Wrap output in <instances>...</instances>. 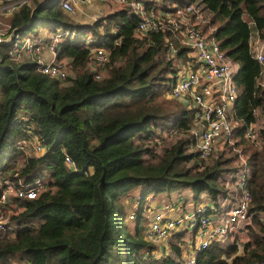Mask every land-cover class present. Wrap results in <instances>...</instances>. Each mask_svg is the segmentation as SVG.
Returning <instances> with one entry per match:
<instances>
[{
	"label": "trees",
	"instance_id": "1",
	"mask_svg": "<svg viewBox=\"0 0 264 264\" xmlns=\"http://www.w3.org/2000/svg\"><path fill=\"white\" fill-rule=\"evenodd\" d=\"M142 1L147 7H167L186 0ZM202 1L210 10L208 16L203 13L205 27L211 25L220 47L238 63V93L232 111L234 141L200 168L194 167L196 150L188 149L189 133L169 140L160 155L141 141L171 116L186 132L192 125V110L163 93L178 59L188 54L174 32L136 34L138 15L127 6L99 12L87 22L75 19L58 0H26L3 15L8 29L20 33L42 24L68 28L58 47L71 57L74 73L67 79L51 76L33 58H10V44L1 43L0 177L26 182L46 172L49 179L36 196L19 199L24 208L10 215L15 236L0 238V264H181L183 232H173L169 252L155 254L158 244L145 236L149 212L143 213V201L150 192L170 196L188 187L195 200L204 191L207 206L219 205L236 188L233 179H221L238 165L236 148L250 168L249 238L240 253L233 243L212 240L198 250L196 264H264V84L262 63L250 43L253 36L264 43V0ZM88 32L93 43L110 49L100 78L87 65ZM166 36L177 44L167 59ZM258 118L263 119L256 144L245 129ZM20 140H38L46 149L37 154ZM66 154L74 167L66 163ZM137 184L144 187L130 225L120 214L127 206L124 195Z\"/></svg>",
	"mask_w": 264,
	"mask_h": 264
},
{
	"label": "built area",
	"instance_id": "2",
	"mask_svg": "<svg viewBox=\"0 0 264 264\" xmlns=\"http://www.w3.org/2000/svg\"><path fill=\"white\" fill-rule=\"evenodd\" d=\"M24 1L26 0H0V14H11ZM92 1L95 0H58L65 11H74L76 7ZM97 1H102L99 7L102 12L106 11V3H114L119 7L127 6L136 13L138 15L136 34L169 29L188 47L187 58L178 59L177 65H181L170 74L163 93L168 97L184 100L185 106L192 110V125L189 132L175 122L164 124L148 138H143L145 139L143 144L150 145L154 151L155 145L189 133L191 141L188 149L196 150L197 163H194V167L200 168L209 163L223 150V144L232 143L230 138L235 124L232 111L238 93L234 74L238 63L228 57L220 47L218 40L211 33V25L205 27L206 18L202 9L195 6L193 0L171 2L167 7L155 5L147 7L142 0ZM1 25H4L5 29H0V54L1 43L7 41L10 44L7 49L8 56L14 60L30 56L39 63L41 71L60 79H67L74 73L71 57L60 54L58 47L60 39L70 31L69 29L53 30L45 44L47 55H42L41 36L28 34L19 42L20 32L9 30V22ZM94 38L92 33L84 38L89 48L87 65L93 76L100 78L106 72L110 49L103 44L93 43ZM119 41L117 38L116 42ZM250 43L254 56L262 63L260 82L264 84V43L259 36H253ZM163 46L166 59L175 55L177 44L172 39L166 36ZM257 121L250 122L245 129V136L254 139L256 144L259 143ZM20 145L27 150L31 147L37 154L46 149L38 140L32 142L20 140ZM236 149L239 151L238 165L234 170L237 174L230 177L236 184V194L230 199L222 198L229 201L227 205L221 201L217 206L199 203L192 209H187L173 201L147 204L149 214L145 236L148 239L159 242L176 231H182L183 235L184 231L190 232L186 237L187 251L185 255L182 253L181 264H196L198 250L212 240H217L223 245L235 244L236 253L243 251L244 243L249 238L248 224L252 219L248 209L251 200L248 183L250 168L241 148ZM64 159L69 166H75L69 155L66 154ZM48 176V173L42 172L26 182L22 179L16 181L9 176L0 177V238L15 236V224L10 220V215L24 208L19 201L20 198L36 196L47 187ZM132 215L130 213V216ZM183 235L180 239L181 247L185 243L182 240ZM155 250H159L160 253L163 247ZM227 258L230 259L231 256L228 255Z\"/></svg>",
	"mask_w": 264,
	"mask_h": 264
},
{
	"label": "rangeland",
	"instance_id": "3",
	"mask_svg": "<svg viewBox=\"0 0 264 264\" xmlns=\"http://www.w3.org/2000/svg\"><path fill=\"white\" fill-rule=\"evenodd\" d=\"M188 1H192V0H188ZM193 3L195 4V6H197L200 9H202V11L205 14V16L210 15L209 8L205 5V3L202 0H193ZM99 7H100V3H95L94 1H92L91 3L84 4L83 7H82V9H79V8L76 7L75 8V11H66V12H69L71 15H73L75 17V19H78V20H81V21L82 20H85V21L89 22V21H92V19H94L95 15H98V12L100 10ZM0 15H2V14H0ZM4 17L5 16H3V15L0 16V29H5V27H3L4 25H1L4 22H7V21L4 20L5 19ZM44 25H46L48 27V29H50V30L59 29V31H60L62 28H64V27H61V26H53V25H49V24H44ZM41 28H42L41 25H38V26L33 27V28L22 29L21 30V34H20V37H19V42H21V40L24 38V36H26L28 34H32V33H34L37 30L40 31ZM88 34H91V32L86 33L85 36L88 35ZM44 54L45 53L42 52V55H44ZM23 58H24V56H23ZM179 65H181V64H179ZM179 65H177V67ZM166 97H168V96H166ZM168 98H171V97H168ZM172 99L181 101L180 99H176V98H172ZM181 102L182 103L183 102L185 103L184 100H182ZM262 119L263 118H258V121L256 122L257 129L259 128ZM172 122H174V116H171L168 119L162 120L160 122V124H158V125L155 126V131L158 129V127L160 128V127H162V125L168 124V123H172ZM234 138L235 137L232 135V137L230 138L231 139L230 141L233 142L234 141ZM171 139L172 138H169L166 142L161 143V145H158V144L155 145L153 147L154 148V151L156 153H158V155H160L161 152H162V147L165 145V143L167 144L169 142V140H171ZM138 140H140V139L137 138V141ZM141 141H142V143H145V139H142ZM230 141H228V142H230ZM227 145H228V143L227 144H223V147L224 148H227ZM186 163L187 164H190V163H192V160H189ZM236 168H237V166H236ZM232 174L236 175L237 173H235V171H233L232 173L229 172V171L228 172H225L223 174V176L221 177V179L222 180H224L225 178L230 179V177L232 176ZM229 184H232V180L230 181ZM143 187L144 186L141 185V184L134 185L129 190V192L126 195H124V200H125V203L127 204V206L124 209V211L120 214V216L125 217V219L129 222L130 225H133L134 216H135L134 210H135V207L139 204V201H140L137 197L139 196V193L141 192V190H142ZM183 189H184L185 194H187V197H184V194H180L179 197H178L179 198L178 200L180 202L179 204L181 205V207H185L187 209H192L194 207L195 202H198L199 200H195V198L193 197V193L190 192L191 191L190 188L183 187ZM150 193L152 194L154 192H150ZM205 193L206 192H204V191L201 192L202 195H205ZM158 196H160V195H158ZM173 196H174V194L172 193L170 196H167L165 198H162L161 200L165 199L164 201L167 200V201H171L172 202L174 200L173 199ZM149 199H150V197H146L145 200L143 201V213H146V211H147L146 210L147 209V204H148L147 202H148ZM130 213L134 214V216L133 217H130ZM170 237H171V235H168L165 239L163 238L162 240H159V242H156L158 244V247L159 248L160 247L166 248L167 247V240H169ZM186 237H187L186 234H184L183 237H182V240L184 242L187 239ZM162 251H164V250H162Z\"/></svg>",
	"mask_w": 264,
	"mask_h": 264
},
{
	"label": "crops",
	"instance_id": "4",
	"mask_svg": "<svg viewBox=\"0 0 264 264\" xmlns=\"http://www.w3.org/2000/svg\"><path fill=\"white\" fill-rule=\"evenodd\" d=\"M95 3H102V1H97V0H95L94 1ZM84 5V4H83ZM83 5H80L79 7H77V8H79V9H82V7H83ZM82 6V7H81ZM116 7H119L118 5H116V4H114V3H106V11L105 12H109V11H111V10H113L114 8H116ZM75 11V10H74ZM99 12H102V11H100L99 10ZM99 12H98V14H99ZM104 12V13H105ZM96 16V15H95ZM82 21H85V20H82ZM41 30L40 31H35L34 33H32V34H34V35H39V36H41V39H42V52H44L46 55H47V50H46V47H45V44H46V42H47V40L49 39V37H50V34L52 33V31L53 30H50V29H48V27L46 26V25H44V24H42L41 25ZM27 57H30V56H27ZM31 58V57H30ZM32 59V58H31ZM232 186V185H231ZM186 189V188H185ZM188 190V189H187ZM235 190H236V188L235 189H233L232 190V192L231 191H228V193L226 194V196H224L226 199H230V198H232V197H234L235 196ZM190 191V190H189ZM174 194V196H173V202H176V203H180L179 202V195L180 194H184V197H187V194H185V192H184V189H182L181 191H179V192H175V193H173ZM158 195H160V196H158ZM146 197H150V199L148 200V202H153V203H158V204H161V203H163V202H165L164 200L165 199H163V200H161L162 198H165V197H167L164 193H162V192H160V193H156V194H154V193H149ZM201 199L199 200V202H197V203H195L194 204V206L195 205H197V204H199V203H206V202H208L207 200H208V196L205 194V195H202L201 194ZM184 199V198H183ZM226 199H220V201L221 202H223V204H225V205H227L228 204V200H226ZM160 200V201H159ZM167 201V200H166ZM185 201V200H184ZM147 202V203H148ZM182 202V201H181ZM210 202V201H209ZM184 234H186V236H189V234H190V232H188V231H184ZM181 243H182V241H181ZM182 250H183V254L185 253V251H187V240L185 241V243L184 244H182ZM157 249H159V247L157 246ZM163 250L164 251H167V252H169L170 251V248H169V246H168V240H167V247L166 248H163ZM161 252H163V251H161ZM160 252V253H161ZM155 254H159V250H155ZM185 255V254H184Z\"/></svg>",
	"mask_w": 264,
	"mask_h": 264
}]
</instances>
